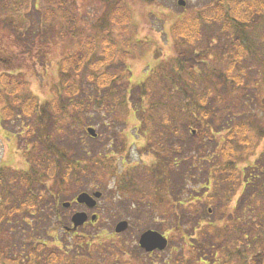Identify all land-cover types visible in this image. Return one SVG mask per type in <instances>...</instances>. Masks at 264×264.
<instances>
[{
	"label": "trees",
	"instance_id": "1",
	"mask_svg": "<svg viewBox=\"0 0 264 264\" xmlns=\"http://www.w3.org/2000/svg\"><path fill=\"white\" fill-rule=\"evenodd\" d=\"M39 1L43 8L37 9ZM86 1L0 0V36L16 47L30 51L52 42L76 44L59 61L58 84L47 101L26 93L21 73L0 72L1 122H27L28 139L22 153L26 169H0V264H74L81 254L54 249L39 236L47 226H38L57 219L67 190L80 178H93L98 185L96 177L104 174L115 178L120 198L122 192L155 208H181L171 223L190 255L182 258L180 247L174 264H264V148L248 163L264 140V0H213L189 11L170 27L174 56L157 61L136 85L124 65L129 53L121 49L130 43L121 38L117 43L111 35L113 26L121 28L131 19L124 0H94L102 9L95 18L84 13ZM87 18H93L91 23ZM248 57L257 79L244 83L241 65ZM215 63L224 69H215ZM130 112L135 132L144 139L139 151L153 159L145 166L148 181L142 172L123 174L113 164L122 146L94 151L80 139L77 145L68 141L77 129L98 141L99 134L91 138L85 132L94 125L88 121L93 114L103 117L101 128L116 136L123 128L113 130L126 125ZM198 172L205 179L180 200L186 179ZM186 206L207 209L189 216ZM77 241L90 246L81 237ZM112 251L114 258L124 254L119 246Z\"/></svg>",
	"mask_w": 264,
	"mask_h": 264
},
{
	"label": "rangeland",
	"instance_id": "2",
	"mask_svg": "<svg viewBox=\"0 0 264 264\" xmlns=\"http://www.w3.org/2000/svg\"><path fill=\"white\" fill-rule=\"evenodd\" d=\"M182 1L184 2L183 6L177 4L178 0H153L152 3L141 0H124L130 11L131 19L121 28L113 26L111 35L117 43L120 42V38L121 43L122 39H126L130 43L128 48H123L121 45V49L129 53V58L125 59L124 65L130 72L131 84L141 83L149 68L154 66L157 61L169 60L174 56L176 48L170 34L171 25L181 20L189 11H196L209 6L213 0ZM83 7L85 8V10L83 9L84 13L93 15V18L102 10L101 5L94 0H87L83 3ZM36 8H43L40 1L36 3ZM93 18H87V22L91 23ZM75 47V43L66 40L64 42H52L48 45H38L29 51L27 48L16 47L10 38L0 36V72L21 73L28 84L26 93L35 96L40 102H44L51 99L52 90L58 84L59 61L75 50ZM213 66L219 70H223L225 67L223 63H215ZM241 68L246 70L244 83L257 79L256 74L253 73L256 66L249 57L242 62ZM79 81L82 85H86L82 74H80ZM1 117L0 113V169L25 170L26 162L22 153L24 144L28 142L27 137H25L27 122H22L20 119L1 122ZM89 120L94 125L88 127L94 129L96 137L99 134L98 141L87 140V137L81 134L77 128L76 131H71L68 141L77 145V139H80L86 147L94 151H98L99 148L112 151L113 145H115L116 150H119L122 146L121 154L117 151L116 155H113V164L120 167L123 174L138 177L142 172L143 180L148 181L150 174L145 166L151 165L153 159L139 151L144 145V139L139 137L134 130L137 121L133 113L128 114L125 119V126L119 124V127L117 125L116 130H113V132H117L123 128L116 136H112V129L101 128L103 117L102 119L96 118V115L93 114ZM222 136L223 134H218L216 139L221 140ZM263 148L264 140L259 142L255 153L249 158L250 160L248 159V163L253 161ZM193 157L198 158L195 154ZM96 178L95 180L99 182L98 185L95 184L93 178L89 180L80 178L78 185L69 188L64 196L63 203H71V206L68 209L62 207L64 210L58 213L57 219L51 218L49 221L39 224L38 228L43 224V226H47L46 231L48 230V232L45 231L46 234H39V236L47 238L51 247L61 251L70 248L71 251L81 254L80 257L76 258L74 264H79L82 260H97L100 257L104 258L101 264H174L175 257H178L181 252L184 259L190 255L187 246L183 245L182 235L173 230L174 225H172L173 222L171 223V220L182 212L181 208H155L143 198H139L142 201L135 198L129 200L126 193L124 196L122 192L120 198L113 185L114 177H107L104 174ZM204 179L205 177L203 178L201 172L195 173L193 179L187 178L184 191L180 192L179 195L180 200L188 195L189 192L186 190H190ZM145 190L149 191L147 182ZM95 191H100L102 196L97 200L96 207L93 209H87L74 203V199L79 193L92 194ZM238 195L239 192L233 197L229 211L234 210ZM137 200L140 204L134 205ZM193 203L197 206L195 201ZM195 206L192 209L186 206L183 209L184 213L189 216H200L207 209L204 207L200 211V207ZM214 208L213 206L212 209ZM197 209L199 211H196ZM208 209H211V206ZM215 209L216 211L221 210L220 208ZM76 212L85 213L87 221L77 229H72L70 218ZM208 214L211 215V212ZM92 215L95 216L94 221L90 220ZM163 215L166 217L161 219ZM213 216L218 217L217 212ZM122 220L128 223V228L124 232L116 234L114 227ZM145 230H153L162 234L168 241L165 250L152 253H145L141 250L137 245V240ZM78 237L83 238L86 244L90 246L86 247L81 244L77 241ZM113 246H119L124 254L114 258Z\"/></svg>",
	"mask_w": 264,
	"mask_h": 264
},
{
	"label": "water",
	"instance_id": "3",
	"mask_svg": "<svg viewBox=\"0 0 264 264\" xmlns=\"http://www.w3.org/2000/svg\"><path fill=\"white\" fill-rule=\"evenodd\" d=\"M177 4L179 6H183L184 2L182 0H178ZM85 132L91 137L95 138L96 134L93 128H87ZM101 198V192L95 191L91 195L85 192L79 193L76 198L75 202L78 205H84L85 207L92 209L96 206L97 200ZM63 208H68L69 203H63ZM91 221L95 220V216H91ZM87 221V215L83 212H76L70 218L71 228L77 229L78 227L84 225ZM128 223L124 220L119 221L115 227L114 232L116 234H120L127 230ZM168 241L167 239L160 233L153 231V230H145L142 232L137 240L138 247L143 250L145 253H152L154 251H163L167 247Z\"/></svg>",
	"mask_w": 264,
	"mask_h": 264
}]
</instances>
